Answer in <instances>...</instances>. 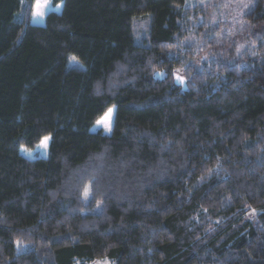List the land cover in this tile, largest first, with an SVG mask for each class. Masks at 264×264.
Segmentation results:
<instances>
[{
  "label": "trees",
  "instance_id": "1",
  "mask_svg": "<svg viewBox=\"0 0 264 264\" xmlns=\"http://www.w3.org/2000/svg\"><path fill=\"white\" fill-rule=\"evenodd\" d=\"M184 2L0 0V264H264V0Z\"/></svg>",
  "mask_w": 264,
  "mask_h": 264
},
{
  "label": "rangeland",
  "instance_id": "2",
  "mask_svg": "<svg viewBox=\"0 0 264 264\" xmlns=\"http://www.w3.org/2000/svg\"><path fill=\"white\" fill-rule=\"evenodd\" d=\"M185 7L197 8L201 11V15L204 20L210 22L211 26L216 27V36L218 40L225 39L231 40L235 44L236 51L247 48L250 43V37L252 32V24L246 18L248 11L254 6L256 0H185ZM148 26V20L146 18H139L133 21V31L137 35H142ZM234 53H236L234 51ZM211 55V54H210ZM205 57V56H204ZM208 57V56H207ZM69 63L80 64L73 56L69 57ZM177 77H180L178 79ZM175 79L179 83H183L182 77L176 71ZM109 112L107 111L102 117H100L92 128H100L105 132H108L103 123L98 124V121L106 120ZM109 126L110 120L106 121ZM44 138L36 144L33 149H26L21 147L22 154L27 156L44 155L46 153V147H43ZM88 185L85 186L83 192V198L86 200L89 197ZM252 213H254L252 211ZM87 264H111V262L105 258L94 259Z\"/></svg>",
  "mask_w": 264,
  "mask_h": 264
},
{
  "label": "snow or ice",
  "instance_id": "3",
  "mask_svg": "<svg viewBox=\"0 0 264 264\" xmlns=\"http://www.w3.org/2000/svg\"><path fill=\"white\" fill-rule=\"evenodd\" d=\"M47 6H48V0H43L42 3L40 2V0H37L36 10L33 13V15L42 17L45 14V9L47 8ZM177 78L180 79V77H177ZM108 112H109V114H108V117L106 118V120H101V121H98L97 123L98 124L103 123L105 125V127L107 128V130L110 131L111 128H110L109 124L106 121L110 120L112 109H109ZM48 139H49L48 137L44 138V143L42 145L43 147H47V140Z\"/></svg>",
  "mask_w": 264,
  "mask_h": 264
}]
</instances>
